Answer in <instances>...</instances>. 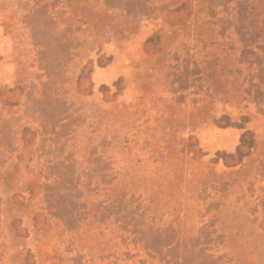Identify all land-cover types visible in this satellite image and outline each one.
<instances>
[{"label":"rangeland","instance_id":"obj_1","mask_svg":"<svg viewBox=\"0 0 264 264\" xmlns=\"http://www.w3.org/2000/svg\"><path fill=\"white\" fill-rule=\"evenodd\" d=\"M0 264H264V0H0Z\"/></svg>","mask_w":264,"mask_h":264}]
</instances>
